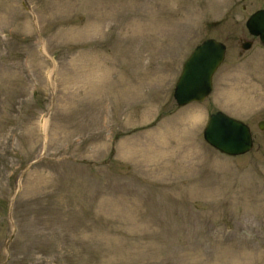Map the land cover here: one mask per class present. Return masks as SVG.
Wrapping results in <instances>:
<instances>
[{"label": "rangeland", "instance_id": "1", "mask_svg": "<svg viewBox=\"0 0 264 264\" xmlns=\"http://www.w3.org/2000/svg\"><path fill=\"white\" fill-rule=\"evenodd\" d=\"M260 7L0 0V264H264V43L241 47ZM209 37L213 91L179 106ZM218 109L249 124L247 153L204 139Z\"/></svg>", "mask_w": 264, "mask_h": 264}, {"label": "water", "instance_id": "2", "mask_svg": "<svg viewBox=\"0 0 264 264\" xmlns=\"http://www.w3.org/2000/svg\"><path fill=\"white\" fill-rule=\"evenodd\" d=\"M251 33L264 41V9L255 12L247 21ZM249 48L251 43L243 45ZM226 46L215 39H206L186 60L176 83L174 97L179 106L204 100L213 89V76L225 59ZM260 127L264 129V123ZM204 137L215 148L230 155L246 153L253 146L250 127L223 111L210 114Z\"/></svg>", "mask_w": 264, "mask_h": 264}, {"label": "flooded vegetation", "instance_id": "3", "mask_svg": "<svg viewBox=\"0 0 264 264\" xmlns=\"http://www.w3.org/2000/svg\"><path fill=\"white\" fill-rule=\"evenodd\" d=\"M244 9H246V6L244 5ZM259 9H264V7H260V8H258L257 10H259ZM222 21H220V22H218L219 24L221 23ZM251 35V34H250ZM252 36V38L251 39H246V42L247 43H251V46H253V44H254V41L255 40H259L260 42H261V39H260V37L259 36H254V35H251ZM224 42V41H223ZM225 43V42H224ZM244 43V42H243ZM242 43V44H243ZM247 43H244V44H247ZM226 44V43H225ZM227 45V44H226Z\"/></svg>", "mask_w": 264, "mask_h": 264}]
</instances>
